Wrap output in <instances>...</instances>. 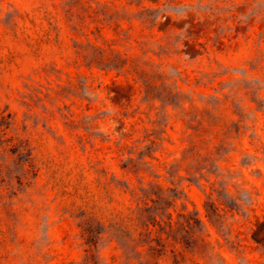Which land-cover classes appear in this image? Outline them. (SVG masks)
I'll return each mask as SVG.
<instances>
[{
  "label": "rangeland",
  "instance_id": "374dc122",
  "mask_svg": "<svg viewBox=\"0 0 264 264\" xmlns=\"http://www.w3.org/2000/svg\"><path fill=\"white\" fill-rule=\"evenodd\" d=\"M88 44L133 60L149 86L89 68L76 53ZM167 90L174 105L156 98ZM0 143V264H84V221L134 230L132 191L157 185L182 192L171 211L198 213L219 264H264V0H0ZM192 145L223 147L219 179L177 163ZM215 182L254 198L219 227ZM94 251L125 264L110 234Z\"/></svg>",
  "mask_w": 264,
  "mask_h": 264
},
{
  "label": "trees",
  "instance_id": "16d2710c",
  "mask_svg": "<svg viewBox=\"0 0 264 264\" xmlns=\"http://www.w3.org/2000/svg\"><path fill=\"white\" fill-rule=\"evenodd\" d=\"M140 20L143 23L151 21L148 19V15L140 17ZM76 53L84 59L89 68L114 71L118 76L132 75L145 84L144 87L149 86L146 85L149 82L148 73L133 60L121 55H114L106 49L92 44H88V52L80 48L77 49ZM146 90L149 98L151 91L149 87ZM166 92L165 97L161 95V97L156 98H162L160 100L167 102L168 105H174L177 94L174 90H167ZM7 117L2 115V120L6 121ZM8 124L10 125V123ZM8 128L7 125L5 130ZM16 147H18L21 156L27 157L25 162H32V153L31 151L27 152V145H17ZM201 151L202 149H197L196 145H192L177 163H186L187 161L195 163L193 167H187L184 170L189 176L197 178L199 183L212 176L219 179L221 177L219 172L222 170L223 155L221 152L224 151L223 147L217 148L216 152L206 154ZM229 153L230 150L225 154L228 155ZM122 169L128 173L134 172L127 165H123ZM180 170L178 169V172ZM17 179L19 183H23L22 177H17ZM217 185V182L212 184L211 192L207 196L206 209L213 223L219 227L221 225L216 221L221 218L222 212H247L248 207L254 204V198L246 190L240 191V195H233L229 193L228 187H225L226 192L224 193L222 186L217 187ZM182 196L181 191L176 189L164 190L158 185L154 188L142 187L139 192L132 191V197L136 199L137 207L127 219L133 224L134 230L120 223L112 224L109 229H106L98 220L89 217L82 226L80 225L86 243L90 247L86 250L83 263L105 264L94 249L97 248L99 240L103 239L106 234H110L123 250L125 264H160L163 259L170 260L172 264H200L198 260H208L211 264H219L220 256L208 240L204 224L198 213L183 210L177 213V217H175L171 211ZM166 198L170 200L166 201ZM255 240L261 243V241ZM44 248L41 250L43 259L46 256ZM37 264H47V262H37Z\"/></svg>",
  "mask_w": 264,
  "mask_h": 264
}]
</instances>
